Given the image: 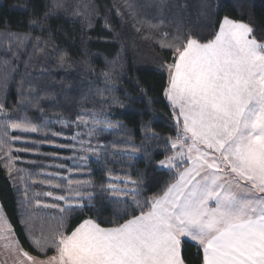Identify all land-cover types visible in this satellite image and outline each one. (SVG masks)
Segmentation results:
<instances>
[{
	"label": "snow or ice",
	"instance_id": "6c2138e0",
	"mask_svg": "<svg viewBox=\"0 0 264 264\" xmlns=\"http://www.w3.org/2000/svg\"><path fill=\"white\" fill-rule=\"evenodd\" d=\"M166 6V0H159L160 18L153 22L133 0H123L135 31L171 54L170 59L158 58L157 67L166 76L162 95L174 134L164 137L143 124L136 144L121 122L109 118L113 107H126L116 94V61L100 73L105 84L97 89L100 107L82 103L75 119L47 117L42 101L54 97L41 95L23 77L13 109L0 97V164L21 196L20 224L29 246L24 247L0 204V264H187L183 251L189 242L197 248L199 264H264V37L257 36L252 24L228 15L199 30L182 21L165 24ZM44 7L42 16L34 13L29 20L30 29L43 32L47 21L68 13L67 0H45ZM209 7L202 4V9ZM117 13L121 15L119 8ZM70 15L91 28L99 13L81 2ZM201 15L211 19L212 14L202 10ZM105 27H110L107 20ZM28 44L48 58L50 42L42 36L33 38L31 31L0 34V47L10 53V58H0V93H6L18 71L14 61ZM52 59L61 69L71 64L66 53ZM85 70L95 74L90 66ZM141 92L147 95L146 89ZM30 109L40 114L38 122L28 115ZM106 132L121 139L102 140ZM61 138L66 142L57 143ZM151 142L163 150L153 170H166L169 179L148 195L144 173L134 177L130 170L107 165L127 161L131 169L141 156L152 164ZM44 144L69 149L72 155L60 163L40 164L39 172L18 167L24 163L20 153H38ZM44 155L61 160L55 152ZM93 160L105 165L99 183L92 176ZM36 186L43 190L32 191ZM97 189L114 206L113 219L85 215L73 225L77 216L97 207Z\"/></svg>",
	"mask_w": 264,
	"mask_h": 264
},
{
	"label": "trees",
	"instance_id": "16d2710c",
	"mask_svg": "<svg viewBox=\"0 0 264 264\" xmlns=\"http://www.w3.org/2000/svg\"><path fill=\"white\" fill-rule=\"evenodd\" d=\"M88 3L94 5L99 15L93 17V26L87 27L80 17L70 15L74 5L77 3ZM141 15L148 20L156 22L160 16L156 5L159 0H133ZM208 4V9H202V4ZM163 18L165 24L169 21H182V23L193 30L210 25L212 20H218L224 15L233 19H242L252 24L256 29L257 36L264 37V0H166ZM68 13L61 12L46 22V30L29 28V20L35 13L36 18L43 15L45 0H0V34L6 32L28 33L42 36L43 40L50 42L45 51L48 58L35 54L32 44H28L27 51L19 53L20 59L14 61L18 71L13 73L14 79L9 81L6 93H0V97L6 99L7 107L13 109L18 100L17 82L23 77L32 80L40 89L41 95L47 93L54 99L42 101L45 107V115L56 119L58 115L75 119V114L80 111L82 103L87 108L100 107V96L97 89L105 87L103 77L100 73L112 67V61H116V76L118 77L116 94L125 103V108L113 107L109 118L121 122L131 134L136 144L141 143L143 124H149L152 130L161 135L174 134V123L171 118V110L166 99L162 95L163 84L166 76H163L158 67V58L167 57L170 53L161 52L158 46H154L149 40L143 39L141 33H137L133 27V19L123 7V0H67ZM151 5V6H150ZM121 15H118L117 9ZM211 13V19H206L201 12ZM110 27H105V21ZM43 47V43H41ZM53 48L55 51H53ZM66 53L71 61L61 69L57 67L53 56ZM32 56L30 65L25 68V61ZM0 58H10V53H5L0 47ZM90 66L95 69V74L85 69ZM41 69L46 71L42 72ZM30 73V75H26ZM141 88L147 90V95L141 92ZM125 93L129 98H125ZM86 98V99H85ZM149 98L153 103L149 104ZM17 113H13L16 115ZM28 115L34 122H38L40 114L33 109ZM59 130V126H54ZM15 134V133H13ZM65 135H71V130H65ZM35 139V135H30ZM102 140H119V135L106 132L101 136ZM62 138L57 143H64ZM17 144L16 147H20ZM153 151L152 164L147 158L132 162L133 167L127 168V161L117 164H109L115 170H130L135 177L138 173H144L145 179L150 186L148 195L156 192L169 179L166 170H153L155 162L163 158V150L156 148V143L151 142L147 148ZM57 153L61 160H51L47 153ZM24 163L18 167H24L39 172L40 164L49 165L62 162L63 158L72 155L69 149L54 148L52 145L44 144L38 153H20ZM36 161V164L28 163ZM70 165L71 161H67ZM92 176L96 183L104 178L103 162L90 164ZM46 171H54L47 168ZM65 174V173H62ZM42 187L36 186L32 191H42ZM104 193L97 189V207L92 212L77 216L72 224H76L85 216L94 218L98 215L102 221L113 219L114 206L103 199ZM21 196L17 193L12 181L9 180L3 164H0V204L6 210L11 223L14 225L24 247L28 248L27 240L20 224V209L18 201ZM30 250V249H29ZM35 254V253H33ZM183 255L187 264H199L197 248L190 242L184 245Z\"/></svg>",
	"mask_w": 264,
	"mask_h": 264
}]
</instances>
